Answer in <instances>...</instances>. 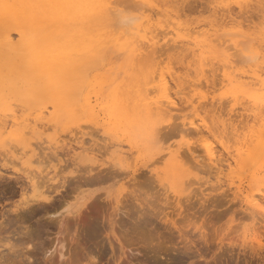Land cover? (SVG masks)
<instances>
[{
	"label": "rangeland",
	"instance_id": "374dc122",
	"mask_svg": "<svg viewBox=\"0 0 264 264\" xmlns=\"http://www.w3.org/2000/svg\"><path fill=\"white\" fill-rule=\"evenodd\" d=\"M45 1L12 0L9 3H14L13 12L0 11L2 72L4 65L10 60L3 46L9 33L18 46L28 43L44 47L46 54L43 57L49 60L51 58L52 62L46 61L49 64L46 67L49 76L43 72L36 77H18L16 82L22 80L20 83L18 81V85L13 84L5 92H0V126L6 124L0 135V225L6 228L1 226L3 228L0 230V239L3 241V244L0 243V254L12 258L5 257L4 259H8L5 261L12 262L13 257L20 254V258L16 255L19 260L15 257V264L30 259L34 264H64L66 259L59 261L57 251L60 250V244H63L61 251L65 252L66 258L70 256V264H264V212L250 207V203L244 198L249 195L248 200H257L264 206V161L260 162L263 156H260L262 146L257 149L258 152L255 150L257 145H262L264 139L259 134L264 133V98L260 95L264 94V87L254 85L247 73L248 70L250 72L251 69L258 68H263L264 72L263 56L251 51L252 46L256 50L260 49L258 45L256 47V43L264 41V0H150L156 7L151 10L144 6V11L143 7L137 8L135 2L136 7L133 2V6L130 2H122L117 7L114 6L115 10L103 5L100 0H47V4ZM57 2L59 4L54 5ZM108 8L115 10L112 11L116 12L113 16L122 21L123 27L118 28L112 23L114 17ZM150 13L153 15L150 24L154 21L152 26L162 19L166 26L169 23L167 18L174 17L175 14L179 15L177 19L182 22L212 21L218 24L222 21L219 25L225 24L223 28L226 30L239 23L245 31L248 30L250 34L252 32L254 37L248 41L246 39L237 48L229 46L230 49L228 47L226 50L223 47L229 43L232 45L230 40L223 43L221 48H216L212 46L216 45L215 41L211 47H198L197 40H194L196 44L192 42L193 39H199L196 37L183 39L180 36L181 39L177 38L176 41L167 36L159 39L155 45L158 52L152 55L154 59L151 57L156 63L149 60L152 62L149 65L158 66L161 68L159 70L165 72L169 85L167 90L176 101L175 107H178H173L166 113V117L151 115L150 118L145 115L141 106L136 107L137 110L128 106L129 103L133 105L131 97H135L140 88L147 93L148 101H164V90L158 83L156 74L153 83L151 81L142 86V80V85L136 86V80L141 78V67L146 66L149 57L145 55V59L138 49L140 43L148 44L140 25L145 23ZM243 15L248 22L243 19ZM43 18L48 19L45 22ZM62 23L69 25L64 27ZM85 28L99 33L109 30L113 31V35L98 37L93 43L84 42L79 38V33ZM169 29L157 28L156 31L164 33ZM41 30H52L53 34L58 32L60 37H57L58 40L50 39L51 36L56 37ZM124 30L129 32L120 38V31ZM39 36H46L45 41H40ZM145 44L141 46L142 49L147 45ZM51 46L54 48L50 50ZM150 49H145L146 53L149 54ZM260 50L264 55V49ZM18 52L20 51L17 49L12 51L13 54H20ZM61 52L63 59L75 63V68L70 71L71 78L64 75L65 69L59 71L57 68L60 62L62 65L65 63L61 61V57H56ZM135 57L138 58L134 59ZM95 60L99 63H95ZM67 64L64 66H68ZM54 65L56 69L53 68ZM60 68L64 67L60 64ZM68 70L65 71L69 72ZM159 70L155 73H159ZM204 70H207L206 73ZM61 72L64 77H60ZM244 73V76L247 74L246 77L241 76ZM188 82L193 83L192 86L188 87ZM237 83H241L240 90ZM185 90L187 91L184 92ZM254 93L258 96L249 101L247 96L252 98ZM122 99L126 104L128 102L126 106L121 103ZM200 102L207 106H202ZM245 106L252 107L253 111L245 110ZM156 120L161 129L157 137L147 132L148 127L155 125ZM205 142L214 147L216 165L208 159L204 150ZM182 150L185 154L182 152L178 157ZM88 177L93 179L92 182ZM34 193L48 194L51 199L39 200L43 204L39 201L33 204L30 202V210L33 211L29 213H23L21 209L15 211L19 201L23 204L26 198L33 199L28 196ZM38 203L40 206L34 205ZM41 205H44L43 209ZM25 214H29V217L23 221L25 218L21 216ZM13 216L15 218H11ZM9 219V224L14 227L6 224ZM17 219H21L20 223ZM19 229H22V234ZM29 231L34 243L30 241ZM25 232H28L27 236ZM243 236L245 243L248 242L247 237L250 239L253 236L259 238L262 245L258 247V244H254L256 248L252 247L253 250L250 248V241L249 245L242 244ZM20 238L26 239H21L24 244ZM117 238L123 242V247L118 244ZM128 238L131 244L127 243ZM76 241L84 242L86 248L79 249ZM11 242L17 249L12 251ZM19 242L21 247L18 248ZM31 245L35 246L34 249L30 248ZM26 248H29V252ZM26 252L31 256L29 260L21 257L22 254L28 256ZM50 254L53 261L49 258ZM75 254L80 256L79 261L74 257ZM71 256L74 257V262Z\"/></svg>",
	"mask_w": 264,
	"mask_h": 264
},
{
	"label": "bare ground",
	"instance_id": "6f19581e",
	"mask_svg": "<svg viewBox=\"0 0 264 264\" xmlns=\"http://www.w3.org/2000/svg\"><path fill=\"white\" fill-rule=\"evenodd\" d=\"M9 1H11V3H12V0H1L0 1V11H7V10H10V11H14L15 10V7L13 6L14 5V3L11 5L10 3H9ZM33 1V0H32ZM47 1V0H46ZM45 1V2H46ZM54 1V0H53ZM93 1H95V0H93ZM211 2H212V0H210ZM17 2H18V0H17ZM16 2V3H17ZM36 2V1H35ZM34 2V3H35ZM37 2H38V0H37ZM55 2H56V0H55ZM58 2H59V0H58ZM53 3L54 5H56V4H59V3ZM61 2V1H60ZM76 2V1H75ZM100 2L103 4V5H108L109 7H113L114 9H115V7H117V4L119 5V4H121L122 2H124V3H127L128 4V2H130V3H137L136 4V6H137V8H141V7H143V11H144V6L145 7H148V8H150L151 10H152V8H154V6L156 7V5H154L150 0H100ZM155 2H157V1H155ZM183 2V1H182ZM181 2V3H182ZM207 2V1H206ZM229 2V1H228ZM22 3H24V2H22ZM27 3V2H26ZM49 3V2H48ZM52 3V2H51ZM50 3V5H52ZM133 3L131 4L132 6H133ZM135 3H134V7H136L135 6ZM220 3V2H219ZM230 3V2H229ZM20 4V3H19ZM18 4V5H19ZM37 4V3H36ZM41 3H39V5H40ZM46 4H47V2H46ZM138 4H141V5H138ZM207 4V3H206ZM38 5V4H37ZM42 5V4H41ZM40 5V6H41ZM169 5V4H168ZM188 5H189V2H188ZM193 5V3H191V6ZM229 5V4H228ZM239 5H242V4H239ZM22 6V5H21ZM29 6V5H28ZM44 5H42V7H43ZM115 6V7H114ZM222 6V5H221ZM48 7V6H47ZM27 8H29V7H27ZM189 7H187V9H188ZM192 7H190L189 9H191ZM240 8V7H239ZM243 8V9H242ZM241 9L242 10H244V8H245V6L244 7H242ZM45 9H46V7H45ZM108 9H110V8H108ZM112 9V8H111ZM110 9V11L109 12H112L113 10H111ZM193 9H195V8H193ZM210 9V8H209ZM238 9V8H237ZM241 9H240V11H241ZM32 10V9H31ZM73 10V9H72ZM116 10V9H115ZM114 10V11H115ZM146 10V9H145ZM185 10V9H184ZM33 11V10H32ZM148 11V10H147ZM177 11V10H176ZM249 11V10H248ZM156 11H154V13H155ZM158 12V11H157ZM179 12V11H178ZM193 12H194V10H193ZM226 12V11H225ZM34 13H36V10L34 11ZM33 13V14H34ZM38 13H40V12H38ZM151 13H153V11L151 12ZM151 13L147 16V19H146V21L145 20H143V21H145V23L143 24V25H140V30L142 31V33L145 35V38L147 39V41H148V44H147V42H146V44L145 43H143V44H145L146 46H145V48H143L142 49V45L143 44H139V45H141L138 49L140 50V53L142 54V55H144L143 57L146 59V57H145V55H149V57L147 58V60L146 61H148L147 63H146V66L143 68V66L141 67L142 68V70L140 71V75H141V78L140 79H138V80H136L137 81V83H136V86L138 87V85H139V87H140V84L142 85V83L141 82H143V85L142 86H145V85H147V84H149L151 81V83H153V81L155 80L154 79V77L156 76L157 77V80H158V83L163 87V90H164V92L163 91H161V93L163 92V99H164V101L163 102H160V101H157V102H155V101H148L147 100V93H144V90H142L141 88H140V91L138 92V94L134 97V95L131 97V98H133V102H132V104L133 105H131V103H129V105L128 106H130V108L132 107V108H136V107H139V106H141L142 107V109H144V112H145V115L146 116H148V117H150L151 118V115L152 116H159V115H167L166 113H168L169 111H171V109H173V107L174 108H177V107H175L176 106V104H175V102H174V100L171 98V96H170V94H169V92H168V83H167V79H166V74H165V72H163V70L161 71V70H159V69H161V68H159L158 66V68L155 66V65H149V60H151L152 62L154 61L153 59H154V56L152 57V55L153 54H155V52L157 53L158 51H157V49H156V44H157V42L158 41H160L159 39H163V38H166V36L167 37H170V39H173V40H175L176 41V39L177 38H180V36H182V38L184 37V38H188V37H193V38H199V39H193V38H191V39H193L192 40V42L194 43V44H196L195 42H194V40H197V46L198 45H209L208 47H211V45H212V43L214 44V42L213 41H215V44L216 45H212V46H216V48H217V46H219V48H221L222 46V44L223 43H226L227 41H231V43H232V45L229 43V45L228 46H226L225 45V47H223L225 50H226V48L228 49V47L229 46H232L233 48H237V47H239L240 46V43H242V42H245L246 41V39H247V41H248V39H252V37H254V36H252V35H254L252 32H251V34L248 32V30L247 31H245L243 28V26H241L239 23L234 27V28H231L230 29V27H229V29H227L226 30V28L224 29L223 28V26H225V24L224 25H219V24H222L221 22L220 23H213L212 21H210V22H203V23H201V22H194V23H191V21H190V23L188 22V21H186V22H182V21H180L179 19H177L178 18V16H175V14H174V17L172 16V17H168L169 18V20H168V18H167V21L169 22V23H167L166 24V26H165V21L163 22L162 20H158L157 22H155L154 24H153V26L151 25L153 22H151V24H150V21H152L151 20V17L153 16V15H151ZM187 13V12H186ZM189 13H191V12H189ZM240 13V12H239ZM242 13V12H241ZM14 14V13H13ZM43 14V13H42ZM105 14H106V12H105ZM113 14L115 15L116 14V12L115 13H113L112 12V16H113ZM157 14H160V12L159 13H157ZM163 13H161V15H162ZM169 13H167V15H168ZM177 14V13H176ZM182 14V13H181ZM184 14V13H183ZM110 15H111V13H110ZM147 15V14H146ZM155 15V14H154ZM189 15V14H188ZM242 15V14H241ZM32 16V15H31ZM36 17H37V15H35ZM35 16H33L34 18H35ZM40 16V15H39ZM44 16V15H43ZM42 16V17H43ZM103 16H104V14H103ZM106 16V15H105ZM111 16V17H112ZM156 16V15H155ZM82 17V16H81ZM102 17V16H101ZM114 17V19H113V22L112 23H114L116 26H119L118 28H120V27H123L122 26V21L120 20V19H118L116 16H113ZM116 17V18H115ZM164 17H166V15L164 16ZM185 17H187V16H185ZM190 17V16H189ZM226 17V16H225ZM250 17V16H249ZM248 17V18H249ZM253 17V16H252ZM32 19V20H38L37 18H35V19ZM40 18H41V16H40ZM39 18V19H40ZM84 18V17H83ZM182 18V17H181ZM219 18V17H218ZM241 18V17H240ZM245 17H244V15H243V19H244ZM256 18V17H255ZM44 19V21L46 22V20L48 19H46L45 20V18H43ZM58 19V18H57ZM193 19V18H192ZM242 19V18H241ZM31 20V19H30ZM76 19L74 18V21H75ZM165 20V19H164ZM182 20H183V18H182ZM223 20H225V19H223ZM244 20H247V18L246 19H244ZM255 20V19H254ZM62 21V20H61ZM71 21V20H70ZM88 21H90V20H88ZM142 21V22H143ZM217 21V20H216ZM227 21V20H226ZM225 21V22H226ZM249 20H247V22H248ZM33 22V21H32ZM37 22H39V21H37ZM45 22H43L42 21V23H45ZM67 22V21H66ZM218 22V21H217ZM243 22V21H242ZM251 22V21H250ZM81 23V22H80ZM244 23V22H243ZM49 24H50V22H49ZM59 24V23H58ZM63 24V23H62ZM141 24V23H140ZM230 24V23H229ZM2 25V24H1ZM14 25V24H13ZM45 25V24H44ZM46 25H48V24H46ZM55 25V24H54ZM67 26V25H69V23L66 25L65 23L63 24V26ZM71 25V24H70ZM124 25V24H123ZM243 25V24H242ZM26 26V25H25ZM49 26V25H48ZM62 26V25H61ZM64 26V27H65ZM114 26V25H113ZM165 26V27H164ZM3 27V26H2ZM21 27V26H20ZM27 27V26H26ZM52 27V26H51ZM54 28L56 27V26H53ZM52 27V28H53ZM59 27V26H58ZM63 27V28H64ZM126 27V26H125ZM243 27V28H242ZM44 28V27H43ZM42 28V29H43ZM70 28V27H69ZM114 28V27H113ZM157 28H164V29H167V28H170L169 29V31H167V32H164V33H166V34H164L162 31H165V30H163L162 29V31H159V30H157L156 31V29ZM256 28V27H255ZM1 29V28H0ZM26 29V28H25ZM50 29V28H49ZM58 29V28H57ZM121 29H123V28H121ZM120 29V30H121ZM126 29V28H125ZM128 29V28H127ZM136 29V28H135ZM134 29V30H135ZM54 30V29H53ZM117 30V29H116ZM119 30V29H118ZM256 30V29H255ZM39 31V30H38ZM42 32H44L45 34H47V33H49L50 32V34L51 35H53V36H55L56 38H53L52 36L50 37V39H53V40H58V38L57 37H60V36H58L57 35V33H55V34H53V33H51V31L52 30H49L48 32H47V30L46 31H44V30H41ZM40 31V32H41ZM128 32H129V30H127ZM127 31H125L124 30V32H122V31H120L121 33H120V38H123V37H125V35H126V33H127ZM41 32V33H42ZM112 32L113 31H109V30H105V31H103V32H101V33H99V32H94V31H92V30H89L88 28H85V29H83L80 33H79V38H81V40H83L84 42H90V43H93L94 42V40L96 39V38H98V37H103V36H106V37H110L111 35H113L112 34ZM140 32V31H139ZM156 32H160V33H156ZM34 33V32H33ZM43 33V34H44ZM162 33V34H161ZM10 34V33H9ZM8 34V36H7V38L5 39V45H3L4 46V48H5V51L7 52V54H8V56H9V61L4 65L5 66V69H3L4 71L2 72V70H0V92L1 91H4L5 92V90L6 89H8V88H10L11 87V85L13 86V84L14 85H18L19 83H20V81H22V80H18L19 81V83H18V81L16 82V80H17V78L18 77H20V79H22V77L23 76H39V75H41L43 72L44 73H46L48 76L50 75L49 74V71H48V69L46 68V67H48V65L46 64V61L47 60H49V59H47L46 57H43V55H45L44 54V47H42V48H40L41 46L40 45H33V44H28V43H23V45H21V47H20V45L18 46L17 44V42H14L13 41V37H11V35H9ZM38 34V33H37ZM37 34H34L35 36L37 35ZM29 35V34H28ZM30 35H31V32H30ZM170 35V36H169ZM32 37V36H31ZM34 37V36H33ZM41 36H39V38H40ZM44 37V36H43ZM257 37V36H256ZM2 38V37H1ZM35 38V37H34ZM48 38V37H47ZM183 38V39H184ZM189 38V39H190ZM15 39V38H14ZM45 39H46V36L44 37V38H40L39 40L40 41H45ZM168 39V38H167ZM181 39V38H180ZM254 39V38H253ZM30 40V39H29ZM59 40H60V38H59ZM169 40V39H168ZM186 40V39H185ZM255 40V39H254ZM43 41V42H44ZM191 41V40H190ZM250 41V40H249ZM42 42V43H43ZM47 42V41H46ZM48 42H49V40H48ZM216 42H218V43H216ZM251 42V41H250ZM41 43V44H42ZM52 43V42H51ZM55 43V42H54ZM45 44V43H44ZM64 44V43H63ZM66 44V43H65ZM75 44V43H74ZM248 44H250L249 42H248ZM49 45V44H48ZM174 45V44H173ZM172 45V46H173ZM176 46H178V44H175ZM257 45H258V48H260V49H264V47H262L263 45H264V41H260V43H256V47H257ZM18 46V47H17ZM171 46V47H172ZM175 46V47H176ZM196 46V47H197ZM221 46V47H220ZM224 46V45H223ZM249 46V45H248ZM248 46H247V49H248ZM251 46V45H250ZM260 46V47H259ZM60 47V46H59ZM58 47V50L60 49ZM64 47V46H63ZM62 47V48H63ZM174 47V48H175ZM199 47V46H198ZM231 47V48H232ZM51 48H54V46L52 47H50V50H51ZM147 48H151L150 49V52H149V54L148 53H146V51H145V49H147ZM157 48H159V47H157ZM164 48V47H163ZM252 49H251V51L252 52H255V54H258V56H259V54L261 55V56H263L262 58H264V55L261 53V50L260 49H255V48H253V46L251 47ZM15 49H17V51H20V52H18V53H20V54H16V53H12V51H14ZM155 49H156V51H155ZM167 49H168V47H167ZM171 49V48H170ZM229 49H230V47H229ZM250 49V48H249ZM248 49V50H249ZM42 50H43V52H42ZM78 50V49H77ZM159 50V49H158ZM210 50V49H209ZM213 50V49H212ZM52 51H54V50H52ZM87 51V50H86ZM144 51H145V53H144ZM149 51V50H148ZM47 52H48V50H47ZM205 52H206V50H205ZM48 53H50V52H48ZM13 54V55H12ZM85 54V53H84ZM62 52L60 53V56H56V57H61L60 59H62L61 61L64 63V64H67V62L69 61V64H67L68 66H64V64L62 65V63L60 62V64H61V67H64V68H60V64H59V66L57 67V68H59L58 70L59 71H61L60 69H62V71H63V69H65L66 71L68 70L69 72H66L65 70H64V75L66 76V75H70L71 76V74L72 73H70V71H73V69L75 68V63H71V61L70 60H65V59H63L64 58V55H63V57H62ZM80 55V54H79ZM82 55V54H81ZM158 55V54H157ZM91 56V55H90ZM137 56V55H136ZM52 57V56H51ZM55 57V58H56ZM153 59H152V58ZM156 57V56H155ZM158 57V56H157ZM253 57H255V55L253 56ZM45 58V59H44ZM138 57H135L134 59H137ZM257 58V57H256ZM8 59V58H7ZM53 59L54 58H52V61H53ZM58 59V58H57ZM66 59H68V58H66ZM98 59V58H97ZM162 59V58H161ZM71 60H72V58H71ZM78 60V59H77ZM85 60V59H84ZM253 60V59H252ZM252 60H250V61H252ZM51 61V58H50V60L49 61H47V62H49V63H52V62H50ZM55 61V60H54ZM74 61V60H73ZM89 61V60H88ZM98 61V60H97ZM134 61H136V60H134ZM158 61H159V59H158ZM201 61H203L202 59H201ZM229 61V60H228ZM57 62H58V60H57ZM144 62V61H143ZM151 62V63H152ZM204 62V61H203ZM262 62H264V59H263V61ZM71 63V64H70ZM95 63H99V62H96V60H95ZM130 63V62H129ZM133 63V62H132ZM150 63V64H151ZM154 64L156 63V62H153ZM205 63H207V62H205ZM230 63V62H229ZM228 63V64H229ZM57 63H56V65H58ZM76 64H77V62H76ZM136 64V63H135ZM145 64V63H144ZM201 64H202V62H201ZM71 65H73V66H71ZM82 65H83V63H82ZM133 65V64H132ZM147 65H149V66H147ZM204 65V64H203ZM231 65V64H230ZM55 66V65H54ZM77 66V65H76ZM257 66V65H256ZM264 66V65H263ZM69 67V68H68ZM156 67V68H155ZM172 67V66H171ZM227 67V66H226ZM53 68H55L56 69V66L55 67H53ZM53 68H52V70L51 71H53ZM68 68V69H67ZM93 68V67H92ZM228 68H229V66H228ZM261 68V67H260ZM50 69V68H49ZM55 69H54V71H55ZM130 69V68H129ZM134 69V68H133ZM137 69V68H136ZM157 69L160 71H158L159 73H155V72H157ZM262 69L263 68H261V69H251L250 70V72H249V70H248V72L247 73H249L248 74V77L249 78H251V80H252V83L254 84V85H256V84H259V87H260V85H261V87H264V75L262 76V73H264L263 71H262ZM232 70V69H231ZM245 70V69H244ZM246 70V71H247ZM48 71V72H47ZM51 71H50V73H51ZM58 71V72H59ZM205 71V70H204ZM207 71V70H206ZM206 71H205V73H206ZM208 71H209V69H208ZM173 72V71H172ZM62 73V72H61ZM59 74L60 75V77L61 76H63L64 77V75H63V73L62 74ZM171 73V72H170ZM237 73V72H236ZM52 74H54V72L52 73ZM58 74V73H57ZM97 74V76H98V72L96 73ZM154 74H156L155 76H154ZM58 75V76H59ZM174 75V74H173ZM245 75V73L244 74H242L241 76H244ZM44 76V75H43ZM67 76V77H68ZM69 76V77H70ZM168 76V75H167ZM246 76H247V74H246ZM246 76H244V77H246ZM72 77V76H71ZM70 77V78H71ZM174 77H175V75H174ZM42 78H44V77H42ZM70 78H68V79H70ZM169 78V77H168ZM172 78V77H171ZM235 78H237V77H235ZM234 78V79H235ZM172 79H174V78H172ZM176 79V78H175ZM231 80H232V77L230 78ZM241 79V78H240ZM44 80V79H43ZM143 80V81H142ZM231 80H230V82H231ZM200 81H203V80H201L200 79ZM25 82H27V81H25ZM32 82V81H31ZM40 82V81H39ZM54 82V81H53ZM64 82H65V80H64ZM180 82V81H179ZM178 82V83H179ZM187 82V81H186ZM185 82V83H186ZM242 82V81H241ZM15 83H17V84H15ZM90 83V82H89ZM189 83V82H188ZM196 83V82H195ZM200 83V82H199ZM23 84V83H22ZM24 84H26V83H24ZM65 84H67V83H65ZM98 84V83H97ZM193 84V83H192ZM192 84H190L189 83V85H188V87H190V85L192 86ZM236 84V83H235ZM238 85H236L238 88H239V90L241 89V83L239 84V83H237ZM21 85V84H20ZM26 85H30V84H26ZM32 85V84H31ZM45 85V84H44ZM47 85V84H46ZM50 85V87H51V84H49ZM61 85V84H60ZM196 85V84H195ZM198 85H200V84H198ZM232 85V84H231ZM41 86V85H40ZM43 86V85H42ZM187 86V85H186ZM203 86V85H202ZM235 86V87H236ZM32 87H33V85H32ZM35 87V86H34ZM61 87V86H60ZM186 88V89H189V88ZM234 87V88H235ZM37 88V87H36ZM40 88V87H39ZM57 88V87H56ZM172 88V87H171ZM27 89H29V88H27ZM38 89V88H37ZM197 89V88H196ZM39 90V89H38ZM174 90V89H173ZM190 90V89H189ZM203 90V89H202ZM238 90V91H239ZM262 90V89H261ZM27 91H29V90H27ZM30 91H32V90H30ZM183 91V90H182ZM187 90H185L184 92H186ZM191 91V90H190ZM205 91V90H204ZM234 91V90H233ZM74 92V91H73ZM181 92V91H180ZM179 92V93H180ZM184 92H182V94L184 93ZM176 93V92H175ZM174 93V94H175ZM244 93V92H243ZM243 93H241V94H243ZM247 93V92H246ZM245 93V94H246ZM258 93V92H257ZM257 93H254L253 95H252V98H251V96L249 97V96H247V98L249 99V101H253L252 99H255L258 95H257ZM75 94V93H74ZM181 94V93H180ZM186 94V93H185ZM235 95H236V93H235ZM250 95V94H249ZM261 95V98L263 99L264 98V94H260ZM127 96V95H126ZM237 96H239V95H237ZM186 97H189V95H187ZM247 99V100H248ZM128 100H129V98H128ZM161 100V99H160ZM193 100V99H192ZM207 100V99H206ZM229 100V99H228ZM245 100V99H244ZM120 101V100H119ZM210 101V100H209ZM214 101V100H213ZM90 102V101H89ZM215 102V101H214ZM244 102H246V101H244ZM121 103H123V105H127L128 104V102H127V104H126V101L124 100V99H122V102ZM200 103H202V102H200ZM205 103H206V101H205ZM205 103H202V106H203V104H205ZM243 103V102H242ZM255 104H256V102H254ZM253 103V104H254ZM263 103V102H262ZM189 104V103H188ZM207 104V103H206ZM205 104V105H206ZM224 104V103H223ZM254 104V105H255ZM258 104V103H257ZM177 105H178V103H177ZM209 105V104H208ZM260 105V104H259ZM127 106V107H128ZM134 106V107H133ZM165 106H169V108H167V107H165ZM200 106V108H202L201 107V105H199ZM207 106V105H206ZM249 106V105H248ZM252 106V105H251ZM246 107V106H245ZM244 107V108H245ZM256 107H258V106H256ZM262 107V106H261ZM41 108V107H40ZM140 108V107H139ZM138 108V109H139ZM215 108V107H214ZM243 108V109H244ZM252 107H246L245 108V110L246 109H249V110H252L251 109ZM45 109V108H44ZM128 109H129V107H128ZM142 109H139V111L140 110H142ZM197 109V108H196ZM206 108H204V110H205ZM209 109V108H208ZM242 109V110H243ZM136 110H137V108H136ZM198 110V109H197ZM200 110V109H199ZM213 110V109H212ZM236 110V109H235ZM258 110H260V109H258ZM56 111V110H55ZM78 111V110H77ZM244 111V110H243ZM253 111V110H252ZM126 112H129V111H126ZM142 112H143V110H142ZM221 112V111H220ZM261 112V111H260ZM262 112H263V110H262ZM114 113V112H113ZM165 113V114H164ZM207 113V112H206ZM255 113V112H254ZM264 113V112H263ZM127 113H125V115H126ZM133 114V113H132ZM212 114V113H211ZM210 113L208 114V115H211ZM259 114V113H258ZM261 114V113H260ZM116 115H117V113H116ZM144 115V114H143ZM174 115V114H173ZM206 115V114H205ZM222 115V114H221ZM239 115V114H238ZM257 115V114H256ZM138 116V115H137ZM164 116H162L164 119H165V117ZM177 115H175V117H176ZM212 116V115H211ZM244 116V115H243ZM248 116V115H247ZM253 116V115H252ZM131 117V116H130ZM129 117V118H130ZM161 117V116H160ZM204 117H206V116H204ZM208 117V116H207ZM215 117V116H214ZM240 117V116H239ZM259 117V116H258ZM257 117V118H258ZM121 118V117H120ZM127 118H128V116H127ZM138 119H140L141 120V118H139V117H137ZM144 118V117H143ZM150 118H148L149 120H151ZM174 118V117H173ZM209 118V117H208ZM232 118V117H231ZM136 119V118H135ZM159 119V118H158ZM163 119V120H164ZM205 119V118H204ZM153 120H155V119H153ZM161 120V119H160ZM162 120V121H163ZM229 120V119H228ZM225 121V120H224ZM250 121V120H249ZM259 121V120H258ZM140 122H142V121H140ZM190 122V121H189ZM192 122V121H191ZM206 121H204V123H205ZM222 122V121H221ZM220 123V122H219ZM263 123V122H262ZM261 123V124H262ZM138 124V123H137ZM159 124H160V121H159ZM170 124V123H169ZM192 124V123H191ZM157 125V120H156V122H155V125H153V124H151V127H148V130H147V132L150 134V135H152V136H156L157 137V135H158V132H159V130H161V129H159V127H158V125ZM161 125V124H160ZM174 124H172V126H173ZM181 125V124H180ZM186 125V124H185ZM232 125V124H231ZM134 126V128H135V125H133ZM177 126V125H176ZM193 126H195V125H193ZM222 126V125H221ZM5 127H6V124L5 123H3L1 126H0V135L4 132L3 130L5 129ZM158 127V128H157ZM163 127V126H162ZM165 127V126H164ZM170 127V126H169ZM177 127H179V126H177ZM196 127V126H195ZM218 127V126H217ZM244 127V126H243ZM157 128V129H156ZM230 128V127H229ZM234 128V127H233ZM264 128V127H263ZM179 129V128H178ZM262 129V128H261ZM139 130V129H138ZM142 130V129H141ZM235 130V129H234ZM236 130H238V128H237V126H236ZM264 130V129H263ZM179 131H181V129H179ZM184 131V130H183ZM192 131V130H191ZM194 131V130H193ZM167 132H169V131H167ZM171 132V131H170ZM188 132H190V131H188ZM264 132V131H263ZM257 134V133H256ZM259 134H262L261 135V139H263L264 138V133H259ZM152 136H150V137H152ZM264 140V139H263ZM262 140V145L260 144V145H257V147L255 148V150H257V149H261V146H262V149L261 150H263V151H261L262 152V154H260V156L261 155H263L262 156V158H260V162H263L264 161V141ZM153 141V140H152ZM80 142V141H79ZM83 142V141H82ZM81 142V143H82ZM256 142V141H255ZM154 143V142H153ZM155 143H157V142H155ZM206 143V142H205ZM223 143V142H222ZM255 144V143H254ZM104 146V145H103ZM204 146V145H203ZM101 147V146H100ZM253 147V146H252ZM204 150H205V152H206V154H207V156H208V159L212 162V163H214L215 165H216V162H214V159H215V157H214V147H212L211 146V144H209L208 142L205 144V146H204ZM226 148V147H225ZM189 149V148H188ZM191 149V148H190ZM255 150H254V152L252 153V155L255 153ZM115 153H120V152H122L121 150H120V152L119 151H114ZM183 150L181 151V154H180V151H179V153H178V157H180V155H182L183 153L185 154V151L183 152ZM251 152V151H250ZM257 152H258V150H257ZM256 152V153H257ZM122 154V153H121ZM252 155H250V157H253V159H254V156H252ZM257 155H259V154H257ZM259 156V157H260ZM115 157V156H114ZM176 157H177V155H176ZM258 157V158H259ZM43 158H45V157H43ZM188 158V157H187ZM184 159V158H183ZM49 160V159H48ZM180 161V160H179ZM182 161V160H181ZM187 161V160H186ZM254 161V160H253ZM255 162V161H254ZM115 163V162H114ZM262 165H264V164H262ZM261 166V165H260ZM119 167V166H118ZM109 168V167H108ZM112 168V167H111ZM264 168V167H263ZM263 168H260V170H262ZM118 169V168H117ZM99 170H101V169H99ZM116 170V169H115ZM114 170V171H115ZM86 171H87V168H86ZM85 171V172H86ZM104 171H105V169H104ZM100 172V171H99ZM103 172V171H102ZM110 173V172H109ZM111 173H113V172H111ZM91 175V174H90ZM114 175V174H113ZM56 176V175H55ZM91 176H93V175H91ZM90 176V177H91ZM102 176V175H101ZM108 176V175H107ZM110 176V175H109ZM138 176V175H137ZM160 176V175H159ZM64 177V176H63ZM90 177H88L89 179H90ZM135 177V176H134ZM33 178V177H32ZM50 178V177H49ZM73 178V177H72ZM74 178H75V176H74ZM86 178V177H85ZM84 179V178H83ZM99 179H100V177H99ZM103 179V178H102ZM101 179V180H102ZM43 180V179H42ZM41 180V181H42ZM48 180V179H47ZM76 180V179H75ZM88 180V179H87ZM91 180V179H90ZM93 180V179H92ZM92 180H91V182H92ZM98 180V179H97ZM182 180H183V178H182ZM38 181V180H37ZM103 181V180H102ZM62 182H64V181H62ZM80 182V181H79ZM133 182V181H132ZM180 182H181V180H180ZM179 182V183H180ZM37 183H40V182H37ZM42 183V182H41ZM184 183V182H183ZM35 184V183H34ZM43 184V183H42ZM76 184V183H75ZM44 186H45V184H44ZM78 187H79V185H77ZM76 188V187H75ZM56 189V188H55ZM39 190V189H38ZM131 190V189H130ZM133 190V189H132ZM46 191V190H45ZM48 191V190H47ZM41 192V191H40ZM134 192V191H133ZM43 193V192H42ZM35 194V193H34ZM32 194L31 196H28L29 198L31 197H33V199H28V198H26L25 199V197H23L26 201H23V204H20V201H19V205L18 206H16V208H14V209H16L15 211H17V209L19 210V209H21L22 211H23V213H29V212H31V211H33V210H30L31 208V206H29V203L31 202L32 204L34 203V202H37V201H39V200H47L48 198H50V196L47 194V195H42L41 193H37V195L35 194ZM44 194V193H43ZM131 194V193H130ZM133 196V195H132ZM53 198V197H52ZM245 200H246V202H248V203H250L249 205H250V207H253V208H259V209H261L262 210V212H264V206L263 205H260V203H258V201L257 200H248V198H249V195H245ZM51 199V198H50ZM49 199V200H50ZM129 200H132V199H129ZM41 201H39V203L40 204H43V202H41ZM127 201V200H126ZM149 201V200H148ZM46 202V201H45ZM49 202V201H48ZM51 202V201H50ZM52 202H54V201H52ZM142 202V201H141ZM152 202V201H151ZM21 203H22V201H21ZM30 203V204H31ZM39 203L38 204H34V205H39ZM133 203H131V205H132ZM48 205H50V204H48ZM55 205V204H54ZM143 205V204H142ZM40 206V205H39ZM42 206V205H41ZM44 206V205H43ZM41 207L42 209L44 208V207ZM53 206V205H52ZM124 206H126V205H124ZM38 207V206H37ZM51 207V206H50ZM131 207V206H130ZM40 208V207H39ZM42 209H40V210H42ZM37 210V209H36ZM11 211V210H10ZM13 211V210H12ZM39 211V210H38ZM49 210L47 209V212H48ZM56 211V210H55ZM118 211H120V210H118ZM130 211V210H129ZM46 212V213H47ZM81 212V211H80ZM122 212V211H121ZM127 212V211H126ZM2 213V212H1ZM34 213V212H33ZM48 213H51L50 211L48 212ZM55 212H53V214H54ZM144 213V212H143ZM182 213V212H181ZM258 213V212H257ZM19 214V213H18ZM52 214V213H51ZM58 214H60V212L58 213ZM4 215H6V214H4ZM26 215H27V217H26ZM29 214H25V216H21V217H24L25 219H23V221H25L26 219H28V216ZM50 215V214H49ZM75 215V214H74ZM78 215V214H77ZM128 215V214H127ZM154 215V214H153ZM72 216H73V214H72ZM249 216V215H248ZM18 217V216H17ZM78 217V216H77ZM184 217V216H183ZM5 218V217H4ZM7 218V217H6ZM11 218H15L14 216L13 217H11ZM52 218H53V215H52ZM262 218V217H261ZM55 219V218H54ZM75 219V218H74ZM182 219V218H181ZM12 220V219H11ZM15 220V219H14ZM13 220V221H14ZM21 220V219H20ZM20 220L18 221V219H17V222H19L20 223ZM62 220H64V219H62ZM9 221V222H8ZM61 221V220H60ZM22 222V221H21ZM59 222V221H58ZM57 222V223H58ZM5 223V222H4ZM3 223V224H4ZM9 224L10 223V219L9 220H7V222H6V224ZM14 223V222H13ZM22 223H25V222H22ZM262 223V222H261ZM5 224V225H6ZM7 224V225H8ZM15 224V223H14ZM69 224V223H68ZM6 225V226H7ZM10 225V224H9ZM203 225V224H202ZM1 226H3L2 224L0 225V227ZM10 226H13L12 224L10 225ZM64 226V225H63ZM4 227V226H3ZM3 227H1V229L0 230H2V228ZM14 227V226H13ZM68 227V226H67ZM201 227V226H200ZM264 227V226H263ZM5 228V227H4ZM16 228V227H15ZM21 228V227H20ZM26 228V227H25ZM24 228V229H25ZM65 228V227H64ZM6 229V228H5ZM14 229V228H13ZM16 229H18V228H16ZM27 229V228H26ZM203 229H206V228H203ZM10 230V229H9ZM15 230V229H14ZM22 230V229H21ZM20 229L18 230L19 231V233H23V232H20L21 231ZM5 230H3V232H4ZM18 231L16 230V232L18 233ZM0 232H2V231H0ZM12 232V231H11ZM30 232V231H29ZM35 232V231H34ZM26 233V232H25ZM24 233V234H25ZM28 233V232H27ZM27 233L25 234L26 236H27ZM58 233V232H57ZM19 235V234H18ZM3 236V235H2ZM5 236V235H4ZM7 236V235H6ZM8 236H10V235H8ZM20 236H22V235H20ZM24 236V235H23ZM22 236V237H23ZM28 236H29V234H28ZM133 236V235H132ZM249 236V235H248ZM19 237V236H18ZM25 237V236H24ZM23 237V238H24ZM31 232H30V241H31ZM240 237V236H239ZM2 238V237H1ZM23 238H20V241H21V239L23 240ZM33 238V237H32ZM134 238V237H133ZM4 239V238H3ZM6 239V238H5ZM138 239V238H137ZM237 239V238H236ZM241 239V238H240ZM24 240H26V239H24ZM23 240V241H24ZM116 240H118V244L121 246V247H123V242H121V241H119V239L117 238ZM135 240V239H134ZM213 240V239H212ZM243 240V243L242 244H244L245 242H246V239H245V237L243 236V239H241V241ZM23 241H21L23 244H24V242ZM139 241V240H138ZM138 241H136V242H138ZM247 243H245V244H250V248H252V247H254V244H258L257 246L259 247V246H261L262 244L260 243V239L258 238H253V236L250 238V239H248V237H247ZM249 241H250V243H249ZM3 242V241H2ZM1 242V239H0V243H2ZM9 242V241H8ZM21 242H19L20 243V245L18 246V248L19 247H21ZM31 242H33V241H31ZM86 242V241H85ZM88 242V241H87ZM141 242V241H140ZM144 242V241H143ZM255 242V243H254ZM10 243V242H9ZM26 243V242H25ZM27 243H28V237H27ZM30 243V242H29ZM34 243V242H33ZM62 243V242H61ZM127 243L129 244H131V242L129 241V238L127 239ZM133 243H135V242H133ZM147 243V242H146ZM232 243V242H231ZM3 244V243H2ZM14 244H16V243H14ZM22 244V245H23ZM57 244H59L58 242H57ZM87 244V243H86ZM92 244V243H91ZM135 244H137V243H135ZM138 244H139V242H138ZM145 244V243H144ZM237 244V243H236ZM11 245H12V251L13 250H15L14 248H16V245H14V247H13V244H12V242H11ZM18 245V244H17ZM33 245V244H32ZM32 245L30 246V248L32 247ZM74 245V244H73ZM76 245H78L79 246V249H81V250H84L85 248H86V246H85V243L83 242H79V241H76ZM75 245V246H76ZM142 245H143V243H142ZM213 245H214V243H213ZM29 246V245H28ZM131 246V245H130ZM138 246V245H137ZM160 246V245H159ZM166 246V245H165ZM186 246V245H185ZM243 246V245H242ZM245 246H247V245H245ZM9 247V246H8ZM11 247V246H10ZM35 247V246H34ZM34 247H32V249H34ZM153 247V246H152ZM162 247V246H161ZM164 247V246H163ZM236 247V246H235ZM38 248V247H37ZM40 248V247H39ZM62 248H64V245L63 244H60V250H57L58 251V255H59V261H61L62 260V262L64 261L63 259L65 258L66 260V263L64 262V264H70V263H68L69 262V260L71 261V259H70V256L69 257H65L64 255V253L61 251L62 250ZM157 248V247H156ZM160 248V247H159ZM248 248V247H247ZM246 248V249H247ZM256 248V246L254 247V249ZM17 249V248H16ZM22 249V248H21ZM27 249H29V248H26V251H28L29 252V250H27ZM32 249L30 250L31 252H34V251H32ZM68 250H69V248H67ZM152 249H154V248H152ZM171 249V248H170ZM253 249V248H252ZM253 249V250H254ZM2 250V249H1ZM38 250V249H37ZM164 250V249H163ZM169 250V249H168ZM8 251V250H7ZM18 251V250H17ZM19 251H22V250H19ZM53 251V250H52ZM56 251V252H57ZM136 251V250H135ZM11 252V251H10ZM9 252V253H10ZM76 252V251H75ZM123 252V251H122ZM219 252V251H218ZM252 252V251H251ZM3 253V252H2ZM5 253V252H4ZM3 253V254H4ZM8 253V252H7ZM23 253V252H22ZM27 253V252H26ZM53 253V252H52ZM51 253V254H52ZM77 253V252H76ZM138 253V252H137ZM6 254V253H5ZM16 254V253H15ZM18 254H19V252H18ZM34 254H36L35 252H34ZM51 254H50V260H52V258H51ZM69 254H74V253H69ZM8 255V254H7ZM17 255V254H16ZM16 255H15V257H16ZM20 255V254H19ZM19 255H17L19 258H20V256ZM24 254H22V258L23 257H26L27 258V260H29L30 259V254L28 255V253H27V255L28 256H23ZM31 255H33V253L31 254ZM49 255V254H48ZM53 256H54V254H52ZM251 255V254H250ZM254 255H255V253H254ZM14 256V255H13ZM30 256V257H29ZM36 256V255H35ZM34 256V257H35ZM52 256V257H53ZM217 256V255H216ZM218 256H219V254H218ZM252 256V255H251ZM6 256H2L1 254H0V264H15L16 262H17V259L19 260V258L18 257H16L17 259H15V257H13L14 259H13V261L11 262V261H5V260H8V259H4ZM7 257H10V256H7ZM6 257V258H7ZM33 257V258H34ZM48 257V256H47ZM46 257V259H48ZM72 257V256H71ZM74 257L76 258V259H78V261H79V259L80 258H78V257H80V256H78V254H75L74 255ZM74 257H72V260L74 259ZM89 257L92 259L93 257L92 256H90V254H89ZM261 257H263V256H261ZM11 258V257H10ZM9 258V260H11ZM21 258V259H22ZM54 258V257H53ZM89 258V259H90ZM258 258V257H257ZM34 259H36V258H34ZM33 259V260H34ZM75 259V261H77ZM217 259V258H216ZM16 260V262H14ZM30 260H32V259H30ZM29 260V261H30ZM29 261H27V262H19L18 261V263H20V264H34L35 262H29ZM36 261H37V259H36ZM46 261V260H45ZM48 261V260H47ZM53 261V260H52ZM218 261V260H217ZM56 262V261H55ZM72 262H74V260L72 261ZM49 263H52V262H49ZM58 263V262H57ZM47 264V263H46ZM56 264V263H55Z\"/></svg>",
	"mask_w": 264,
	"mask_h": 264
}]
</instances>
